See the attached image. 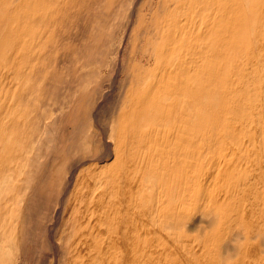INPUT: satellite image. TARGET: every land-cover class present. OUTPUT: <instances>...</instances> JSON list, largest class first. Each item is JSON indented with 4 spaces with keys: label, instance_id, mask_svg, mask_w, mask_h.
Returning <instances> with one entry per match:
<instances>
[{
    "label": "rangeland",
    "instance_id": "rangeland-1",
    "mask_svg": "<svg viewBox=\"0 0 264 264\" xmlns=\"http://www.w3.org/2000/svg\"><path fill=\"white\" fill-rule=\"evenodd\" d=\"M176 75L186 93L166 102L196 101L195 141L176 147H196L198 172L223 159L172 224L147 219L173 175L163 143L136 136L155 115L131 108ZM128 183L144 243L109 222ZM0 264H264V0H0Z\"/></svg>",
    "mask_w": 264,
    "mask_h": 264
},
{
    "label": "bare ground",
    "instance_id": "bare-ground-1",
    "mask_svg": "<svg viewBox=\"0 0 264 264\" xmlns=\"http://www.w3.org/2000/svg\"><path fill=\"white\" fill-rule=\"evenodd\" d=\"M178 75L164 77L163 78L164 79L163 82L165 81L164 84L161 86L159 85L157 86V89H156L157 92L155 93L154 96H152V98H150L147 101V103L145 102L149 98V95H150V91H149L150 89H148V84L145 81H144L145 83H143L142 85L139 84V87L136 90V93L138 95L134 97V100L136 101V103L134 104V108H131L133 117L134 119L136 118V120L140 119V117L141 119L145 117L146 113H150L149 114L150 116L155 115L154 121L153 122L147 121L148 123H146L145 126L141 125L137 121L138 133L136 134V136L137 137L142 136V133H143L145 134V140L146 139L148 140V136H151V139L154 142L163 143L164 145L163 150L165 151L167 159H169V162H170L169 170L164 168L165 170L163 169L164 171L163 173H165L167 176L173 175V178H172L173 180L170 182H168L169 181L168 179L163 178V175H162L160 186H167V189H166L167 192L165 194L162 193L163 192L162 189L157 191V195L155 196V199H154L156 206L152 210V213L149 215V218L147 217V219L153 220L155 217H164V215H161V213L165 212V214L168 215L167 217H169L168 221H171L172 224L180 223L179 213L186 215L187 219L189 218L190 220H193L195 209H196L195 200H196L197 188L201 192H203L205 197H208L207 199L210 198V193L208 191L203 190V185L205 184L206 179L215 178V176L217 175L216 174L217 172L219 175V171L220 172L222 171L221 170L222 168H219L220 159H223V157L222 158L220 157V154L223 155V153L221 152V149H219V151L217 152V154H219L218 158H215L213 155L210 157L205 156L204 161L202 162L203 165L201 166L199 164L200 169L198 172V169H197L198 163L195 162L196 147L191 146L183 150H179L178 149L179 146L176 147L177 144L181 143V140L185 142L184 144H189V143L191 144L193 143V141H195V138H196V125H195V115H194V112L196 109V101L191 98L186 101V104H190V107H192L193 109L186 110L185 114H179L178 112L179 102H177V104L173 102L172 103L166 102L165 96L169 95V93H179V92L186 93L185 87L184 86L182 87L181 85H179V81L177 80ZM156 82H157L156 79L153 80L152 85ZM162 93L164 97L160 98L159 100V96ZM192 103L194 106L191 105ZM154 107L156 108L157 112H154ZM167 114H169V116H167ZM120 118H121V115L119 114L115 116L114 119L116 121L114 123V127L112 131L110 132V134L107 136L108 139H106V143H105L106 145L104 144L105 149H106V155L108 156L113 153L114 156H116V158H117V151L123 146V142L125 141V139L122 140V138L119 137V134H117V132L121 133L120 126L123 124L122 122L123 120L121 121ZM148 119H150L149 116H148ZM118 120L120 121L118 122ZM51 125L53 124L50 123V126ZM181 125H184L185 129L182 128ZM143 128H144V131L142 132ZM48 129L49 128L47 126V131ZM51 130H50V133L52 132ZM178 130L180 131L182 130L183 134H180ZM128 133L129 131L127 128L125 132L123 133V135L127 136ZM157 134L159 135V137ZM112 140L114 141V145H113L114 148L110 147L112 146L111 144ZM119 142L121 144H119ZM169 145H172L173 149H170ZM151 148L156 150V147L154 144H152ZM192 155H194V157H192ZM146 156H148V154ZM184 157L191 158V160L188 159L189 161L187 160L186 163L182 164L179 159H184ZM35 159H38V158H35ZM224 159H226V157ZM221 163L224 164V162H221ZM229 166L231 167V165ZM198 175H201L203 177L201 178V181H200L201 184L199 185V187H197V180H196ZM3 176H5V172ZM128 185L129 187L125 190L123 189V187H120L119 194L121 198V203H117V207L113 205L117 202L116 200H112V202L110 203L112 204L110 205L112 216L109 219V222L114 223L115 221H118L121 227H123V225L127 227L128 231L122 232L119 235L122 240H125V239L130 240V231L131 230L134 231V229H137L139 230L137 237L140 238V240H142V242L144 243L145 242V217L140 218L139 216H136L137 213H134V216L132 217L130 216L129 207L132 201V185L129 183ZM185 192L188 193L186 194V196H188L189 198L186 201H181V198ZM215 196H216L215 198L220 197V196H217V194ZM217 199H220V198H217ZM226 242L227 241H225V243Z\"/></svg>",
    "mask_w": 264,
    "mask_h": 264
}]
</instances>
